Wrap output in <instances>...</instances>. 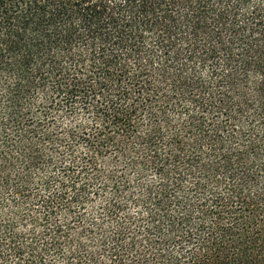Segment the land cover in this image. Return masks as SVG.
I'll list each match as a JSON object with an SVG mask.
<instances>
[{
  "label": "trees",
  "instance_id": "obj_1",
  "mask_svg": "<svg viewBox=\"0 0 264 264\" xmlns=\"http://www.w3.org/2000/svg\"><path fill=\"white\" fill-rule=\"evenodd\" d=\"M0 264H264V0H0Z\"/></svg>",
  "mask_w": 264,
  "mask_h": 264
}]
</instances>
